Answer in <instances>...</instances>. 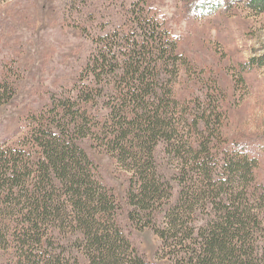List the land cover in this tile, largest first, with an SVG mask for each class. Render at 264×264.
I'll use <instances>...</instances> for the list:
<instances>
[{
  "label": "trees",
  "instance_id": "16d2710c",
  "mask_svg": "<svg viewBox=\"0 0 264 264\" xmlns=\"http://www.w3.org/2000/svg\"><path fill=\"white\" fill-rule=\"evenodd\" d=\"M93 1L64 4L90 42L76 80L47 91L25 136L0 142L7 264H264L262 153L221 133L226 91L202 70L198 83L180 80L177 40L147 0H110L111 11L87 9ZM232 1H194L188 12L201 17ZM243 3L264 12V0ZM8 64L0 106L19 79ZM94 152L115 164L122 201ZM145 229L160 241L156 261L136 238Z\"/></svg>",
  "mask_w": 264,
  "mask_h": 264
},
{
  "label": "rangeland",
  "instance_id": "374dc122",
  "mask_svg": "<svg viewBox=\"0 0 264 264\" xmlns=\"http://www.w3.org/2000/svg\"><path fill=\"white\" fill-rule=\"evenodd\" d=\"M147 1L164 17L177 40L175 52L184 60L179 69L180 80L190 76L191 82L198 83L200 78L195 74L202 70L205 77L217 78L226 91L229 109L221 133L229 140L252 144L262 153L258 180L264 181V12L248 7L243 3L247 0H233L226 7L193 17L188 8L199 0ZM66 3L0 0V74L2 66L9 63L12 68L17 67L13 70L19 76L16 94L0 106V142L12 145L25 136L31 123L27 116L43 109L48 102L47 91L69 87L85 62L90 42L74 23L65 19ZM109 4L110 0H94L87 9H117ZM116 16L111 14L112 19ZM253 60L257 61L252 64ZM188 68L190 72L185 74ZM175 89L180 95L189 92L181 85ZM31 152L36 161L40 154L33 148ZM93 154L105 180L122 201L124 184L115 164L104 153ZM136 238L147 258L156 261L159 239L149 229L138 231ZM0 260L4 264L10 260L1 249Z\"/></svg>",
  "mask_w": 264,
  "mask_h": 264
}]
</instances>
